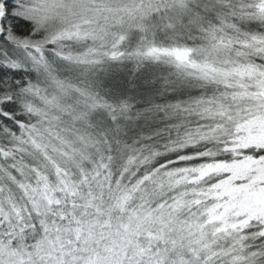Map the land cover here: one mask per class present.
I'll use <instances>...</instances> for the list:
<instances>
[{
  "label": "snow or ice",
  "instance_id": "snow-or-ice-1",
  "mask_svg": "<svg viewBox=\"0 0 264 264\" xmlns=\"http://www.w3.org/2000/svg\"><path fill=\"white\" fill-rule=\"evenodd\" d=\"M0 264H264V0H0Z\"/></svg>",
  "mask_w": 264,
  "mask_h": 264
}]
</instances>
